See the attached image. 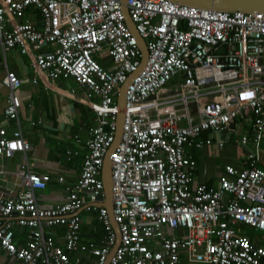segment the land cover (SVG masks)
<instances>
[{
    "label": "built area",
    "instance_id": "obj_1",
    "mask_svg": "<svg viewBox=\"0 0 264 264\" xmlns=\"http://www.w3.org/2000/svg\"><path fill=\"white\" fill-rule=\"evenodd\" d=\"M126 5L148 56L125 91L122 133L110 154L120 242L109 264H264L260 238L239 231L264 233V169L256 165L264 140V14L171 0ZM16 45L31 56L39 78H71L79 89L70 97L95 112L97 123L78 181L65 187L63 201L41 206L35 192L46 188L50 175L34 171L27 157L30 143L15 94L21 81L6 72L0 155L23 157L15 172L21 190L0 194V250L16 264H72L64 248L86 250L76 214L84 207L97 212L106 230L104 245L89 249L95 264H103L116 235L107 209L94 202L104 195L101 167L114 141L119 88L141 62L121 1L0 0V50ZM176 76L182 82L171 90L167 84ZM3 118L17 122L11 134ZM238 123L248 131L240 144L251 145L241 167L226 165L216 185L194 183L192 150L211 144L201 136H220ZM55 226L65 228L64 247L47 233ZM16 228L25 233L23 245L14 240Z\"/></svg>",
    "mask_w": 264,
    "mask_h": 264
},
{
    "label": "crops",
    "instance_id": "obj_2",
    "mask_svg": "<svg viewBox=\"0 0 264 264\" xmlns=\"http://www.w3.org/2000/svg\"><path fill=\"white\" fill-rule=\"evenodd\" d=\"M37 19L38 17L35 16V25L39 28L41 23ZM99 61L105 65L109 64L107 58ZM32 63L31 56L22 53L20 47L13 48L5 56L0 54V116H4L6 98L10 91L3 84L2 79L6 71L11 70L22 80L15 94L21 101L18 116L21 132L30 143L27 157L34 171L50 175L46 188L35 192L37 202L43 207H52L64 200L65 187L75 184L79 179L83 159L88 151L89 133L97 123V116L88 106L70 97L71 89H79L71 78L54 81L36 79L37 73ZM1 126L11 134L17 128V122L3 118ZM235 131L241 134L247 132V128L237 124L233 132ZM233 132L227 141L213 133H204L201 136V138L210 136L212 144L192 150L197 162L194 183L216 185L226 165L241 167L249 146H241L237 152V148L232 143L236 139L233 138ZM219 141L223 143L221 147L218 146ZM236 146L240 145L236 142ZM22 157L21 153H15L10 157L0 155L1 195L11 196L21 190L16 184L15 172ZM258 166L264 169V140L260 143ZM59 177H63V182L58 181ZM78 214L81 221L80 241L86 246V250L70 251L68 256L72 264H95L96 257L89 252V249L92 246L104 245L106 230L97 212L82 207ZM241 227L243 226H239L240 232H242ZM64 229L63 226H56L48 229L47 233L53 236L57 244L62 245ZM24 234L21 229L16 228L14 240L18 246L25 243ZM0 264H16V261L0 251Z\"/></svg>",
    "mask_w": 264,
    "mask_h": 264
},
{
    "label": "water",
    "instance_id": "obj_3",
    "mask_svg": "<svg viewBox=\"0 0 264 264\" xmlns=\"http://www.w3.org/2000/svg\"><path fill=\"white\" fill-rule=\"evenodd\" d=\"M121 1V7L124 14V20L128 27L130 28L132 34L134 35L137 45L141 51V62L140 66L137 69L136 73H133L130 75L127 80L120 86L118 94H117V104L119 106V111L117 113L116 117V128H115V134H114V141L108 150L107 154L104 157V161L101 167V180L103 183V198H100L102 201L98 203L99 206H104L108 210L109 219L111 222V225L115 231L116 240L115 244L113 245L112 249L110 250L106 260L103 264H109V259L112 256L113 252L115 251L116 247L118 246L120 242V231L119 226L115 222L113 217V205H112V178H111V160H110V154L113 152V149L116 147V145L119 143L121 133H122V126L124 122V116H125V91L127 89L128 84L131 82L133 77L141 71V69L144 67L147 56H148V49L146 46V43L144 39L140 36V34L136 31L135 25L132 22L128 8L126 5V0H120ZM181 4H187V5H196L199 7H206V8H213V9H219L224 11H245V12H263L264 13V0H172ZM230 128H234V124L230 125L229 127L223 129L220 132V137H224L226 141L228 140V137L230 136Z\"/></svg>",
    "mask_w": 264,
    "mask_h": 264
},
{
    "label": "bare ground",
    "instance_id": "obj_4",
    "mask_svg": "<svg viewBox=\"0 0 264 264\" xmlns=\"http://www.w3.org/2000/svg\"><path fill=\"white\" fill-rule=\"evenodd\" d=\"M172 1V0H171ZM175 2V1H174ZM176 3H178V2H176ZM179 4H181V3H179ZM184 5H187V4H184ZM192 6H196V5H192ZM196 7H199V6H196ZM122 8V7H121ZM202 8H206V7H202ZM219 10V9H218ZM224 11V10H223ZM123 12V11H122ZM260 13H263V12H261V11H259ZM264 14V13H263ZM123 16H124V14H123ZM125 21V20H124ZM126 23V22H125ZM127 25V24H126ZM128 26V25H127ZM129 28V27H128ZM129 30H130V28H129ZM131 31V30H130ZM132 33V32H131ZM133 35V34H132ZM134 36V35H133ZM137 42V41H136ZM19 46L18 45H16V46H14V47H12V48H9L8 50H4V51H1L0 50V54L1 55H3V56H5L6 55V53L8 52V51H10V50H12L13 48H18ZM140 50V49H139ZM140 53H141V51H140ZM33 64V66H34V63H32ZM34 69H35V66H34ZM8 71V70H7ZM6 71V72H7ZM35 71H36V69H35ZM36 73H37V71H36ZM17 76V75H16ZM17 78L22 82V80L17 76ZM35 78L36 79H38L39 78V76H38V73H37V77L35 76ZM35 80V79H34ZM21 82H20V84H21ZM20 86V85H19ZM238 124H240V123H238ZM245 126V125H244ZM234 127H235V125H234ZM246 128H247V126H246ZM234 131V128H230V135H231V132H233ZM248 132V131H247ZM247 132H243V133H241L240 134V137H241V135H243V134H245V133H247ZM212 133V132H211ZM211 133H208V134H211ZM213 134H217V133H213ZM218 135V134H217ZM230 137V136H229ZM228 137V138H229ZM240 137H239V139H240ZM207 138H210L211 139V137L210 136H208ZM224 138V137H223ZM239 139H237L236 140V142H237V144L238 145H240V146H249V149H248V151L251 149L250 148V144H247V145H242V144H240V142H239ZM223 140V139H222ZM211 144H212V140H211ZM210 145V144H209ZM247 151V152H248ZM244 160H245V158H244ZM243 160V161H244ZM257 166H258V162H257V164H256ZM259 167V166H258ZM261 168V167H260ZM263 169V168H262ZM217 184V183H216ZM210 185V184H209ZM104 196H101V197H99L95 202H94V206H96V207H104V206H99L98 205V203H100L102 200L100 199V198H103ZM113 205V204H112ZM104 208H106V207H104ZM107 209V208H106ZM113 210V209H112ZM78 211H80V210H78ZM78 211L76 212V214H78ZM107 212H108V210H107ZM108 217H109V214H108ZM115 220V219H114ZM109 221H110V219H109ZM116 222V221H115ZM80 224H81V221H80ZM110 224H111V222H110ZM112 226V225H111ZM56 227V226H55ZM112 229H113V227H112ZM113 231H114V229H113ZM114 233H115V231H114ZM78 235H79V240H80V229H79V233H78ZM53 237V236H52ZM54 239V238H53ZM55 241V240H54ZM81 242V241H80ZM65 243V242H64ZM64 243L61 245V244H58V245H60L61 247H64L65 245H64ZM57 244V243H56ZM113 247V246H112ZM112 247H111V249H112ZM110 249V250H111ZM64 250H65V252L67 253V255H68V252H70L69 250H66L65 248H64ZM1 252H3L2 250H0ZM4 253V252H3ZM6 254V253H5ZM9 256V255H8ZM12 257V256H11ZM14 258V257H13ZM15 259V258H14Z\"/></svg>",
    "mask_w": 264,
    "mask_h": 264
},
{
    "label": "rangeland",
    "instance_id": "obj_5",
    "mask_svg": "<svg viewBox=\"0 0 264 264\" xmlns=\"http://www.w3.org/2000/svg\"><path fill=\"white\" fill-rule=\"evenodd\" d=\"M105 58H107V57L100 58V60H103ZM181 82H182V79L180 78V76H176L170 82H168L167 86L171 90H174L176 87L179 86V84ZM189 107H190V109H193V105L192 104H190ZM239 137H240V134L237 131L233 132V138H236V139L233 140L232 143L237 148L236 149L237 152H238V149L241 148V146H239V147L236 146V140L239 139ZM240 230L242 232L250 235V236L259 237L260 238V241H261V244H264V233L263 232H259V231L252 230L251 228L246 227V226L241 227Z\"/></svg>",
    "mask_w": 264,
    "mask_h": 264
},
{
    "label": "trees",
    "instance_id": "obj_6",
    "mask_svg": "<svg viewBox=\"0 0 264 264\" xmlns=\"http://www.w3.org/2000/svg\"><path fill=\"white\" fill-rule=\"evenodd\" d=\"M251 238L254 239V238H256V237L251 236Z\"/></svg>",
    "mask_w": 264,
    "mask_h": 264
}]
</instances>
